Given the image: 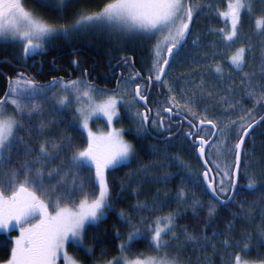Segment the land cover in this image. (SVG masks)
Here are the masks:
<instances>
[{"label":"trees","instance_id":"16d2710c","mask_svg":"<svg viewBox=\"0 0 264 264\" xmlns=\"http://www.w3.org/2000/svg\"><path fill=\"white\" fill-rule=\"evenodd\" d=\"M22 2L26 9L34 10L49 23L60 25L73 22L81 9L86 8L90 12L99 11L108 0H69L62 10H59V6L51 0V7H42L38 0H22ZM191 2L200 5V11L194 16L190 34L178 49L180 55L171 63L165 77L170 84H173L174 92L170 93L166 87L158 86L155 82L148 91L147 106L152 109L148 128L152 135L138 133L140 120L132 113L127 115L122 109L119 117L114 121L116 126L123 128L124 137L133 145L134 155L125 164L106 173L111 190L109 200L111 207L106 209V215L99 222L89 224L83 235V249L91 248L94 250L93 253L88 255L83 249L71 244L67 247L69 253L80 264L100 263L101 250L107 253L105 260L114 257L119 252V244L126 240V235L133 230L134 225L140 226L142 218L147 223L169 213L175 214L174 231L185 249H188L189 264H228L230 259L241 253L246 243L251 247L247 254L241 253L243 259L264 260V121L251 131L244 142L243 151L247 154L242 155L241 158L238 188L234 199L227 204H219L205 188L192 183V179L197 176L202 180L204 167L197 157L196 148L184 136V133L190 130L188 124L183 122L181 127L179 124H171L167 115L161 113L165 119V127L170 125V131L152 126V119L159 121L156 110L166 106L170 96L175 95L183 104L182 89L185 97L192 96L194 91L196 93L193 97L192 109L197 115L188 116L189 119L196 121L206 117L218 122L220 128H224L230 121H236L228 131L216 137L214 141L216 144L227 137L228 145L230 147L235 145L239 139L238 130L241 123L256 120L264 113L263 99H261L264 95V35L255 31V17L250 18L246 13L242 15L238 38L230 46H225L222 37L216 31L225 27L224 20L217 15V12L226 9L228 0H191ZM261 8H264V4L257 0L254 13L258 15ZM61 16L62 19L59 18ZM197 38H199L198 43L193 44V40ZM112 45V42H103L95 37L82 35L80 32H73L67 36H54L45 44L42 51L33 55L35 58L43 57L47 74L44 77L35 75L34 79L41 85H47L49 79L57 74L69 76L70 72L72 76L68 78L69 80L83 79L82 72L89 67L91 70L99 71L101 77L108 81L106 84L108 87H114V81H109L110 77L106 72V68L110 67L116 71L114 77H118V72L122 74L118 80L119 87L114 90L95 88L102 90V97L112 93L122 95L131 101L136 85L146 81L139 78L128 82L127 78L135 72L148 77V70L152 66L153 45L149 44L151 48L148 47L149 45L142 48L137 43H130L122 51H115ZM242 46L248 47L249 51L246 53L242 69L236 70L227 63V60L237 49L236 47ZM17 53L12 45L0 43V96L7 91L10 78H16L19 72L24 74L18 65L22 62L28 63V58L25 57V60L21 61ZM217 65L221 66V73L213 71ZM245 73L250 75V84L242 83ZM24 77L27 76L24 74ZM43 82L46 84H42ZM201 85L202 90L198 88ZM250 88L255 91V95L251 97L247 95ZM147 90L144 89L145 95ZM63 94L59 85L48 93L54 99L42 105L41 111L32 116L33 133L29 135L24 131L19 132L24 143L31 148V155L25 157L24 149L21 147L18 153L13 154L12 164L5 167V172L11 167H19L25 159L35 161L39 155L40 144L47 142L48 151L57 157L43 162L44 182L48 184V172L51 169L61 164L66 166V160L73 151L82 150L87 146L86 136L76 127V120L73 126H69V122L73 121V110L70 107L56 115L50 114L51 105L55 104ZM229 104H234L235 107L226 111ZM133 105L142 112L143 107L138 101ZM249 110H252L251 117H248ZM181 115L185 116L187 113L182 109ZM241 117H245L246 120L241 121ZM41 120L45 122L42 130ZM200 135L211 136L212 130L210 127L206 128ZM66 136L73 137L74 147L71 150L65 148L57 152L52 145L65 143ZM169 136H171L170 140ZM234 155V152L227 155L226 150L217 154L215 148L211 149L208 164L212 168L214 177L217 169L213 162L224 167L226 163L234 161ZM175 157L183 161V164L174 159ZM32 167L41 168V165L34 162ZM87 174V168L80 172L81 176ZM23 178L21 174L19 180L22 181ZM58 179L59 177H53L50 182L56 184ZM250 179H254L257 184L255 191H247L243 187ZM181 188L187 193L185 201L178 198ZM63 190L58 188L56 192ZM86 190L98 191L91 187ZM193 194L194 198L201 202L195 212L192 208ZM52 199L54 200L55 196ZM80 199H83L82 194L78 193L74 196L76 203H79ZM142 204H146L147 208L142 210L138 207ZM213 204L216 206L215 214L210 217L208 208ZM69 206H71L70 202ZM121 212L125 213L130 223H125L121 219ZM14 233L16 232L0 233V263L10 257L11 234ZM186 233L195 235L197 240L185 243ZM150 235L149 233V239ZM205 237L207 240H204ZM248 237L250 239H247ZM149 239L132 241L131 247L126 249L128 256L154 253L149 249ZM225 240L228 241V246L224 245ZM201 242L206 246L200 247Z\"/></svg>","mask_w":264,"mask_h":264},{"label":"snow or ice","instance_id":"6c2138e0","mask_svg":"<svg viewBox=\"0 0 264 264\" xmlns=\"http://www.w3.org/2000/svg\"><path fill=\"white\" fill-rule=\"evenodd\" d=\"M38 2L42 7L52 6L50 0H38ZM68 2L69 0H57L59 10H62ZM256 3L257 0H228L226 10L217 12V15L223 18L225 27L216 31L222 37L225 46H230L238 38L242 15L245 13L250 18L255 17V31L264 35V8H261L260 13L256 15L254 13ZM260 3L264 4V0H260ZM199 11L200 5L192 3L191 0H108L99 11L90 12L84 8L77 13V18L73 22L55 25L37 15L34 10L26 9L22 0H0V42L22 43L23 55L28 57L42 51L52 37L67 36L86 28H108L113 33L141 35L146 38L157 36L152 49V66L148 70L147 80L143 84L136 85L133 98L128 102L129 106L137 101L143 102L146 106L144 89H150L154 82L158 86L166 87L170 93L174 92L173 84H170L165 77L171 63L180 55L178 49L190 34L191 23ZM59 18L62 19V16ZM198 40L199 38L193 40V44H197ZM248 51L249 48L245 46L237 48L228 58L227 63L236 70L242 69ZM213 71L221 73L222 68L217 65ZM139 78H141L140 73L135 72L130 74L127 80L131 82ZM242 83H251L249 74L245 73ZM57 85L64 95L51 105L50 114L56 115L73 103L77 104L73 121L69 122V126H73V122L79 120L76 127L87 132V146L82 150L73 151L66 160V166L61 164L51 169L48 172V184L44 182L43 162L57 157L48 151L47 142L40 144L39 155L35 161L25 159L19 167H11L5 172V167L12 164L13 154L18 153L21 147L24 149L25 157L31 155V148L24 143L19 132L24 131L29 135L33 133L32 116L41 111L42 105L54 99L48 93ZM198 88L202 90V85ZM101 92L102 90L96 89L89 81L83 79L65 81L63 78H53L47 85H41L32 78L24 77L23 73L17 74L14 79H9L7 91L0 96V233L7 234L18 229L19 235L12 240L11 254L5 264H57L58 259H63L64 264H77V261L65 251V246L71 244L83 249L86 227L99 222L106 215V209L111 207L109 204L111 190L106 173L129 161L134 155V147L124 140L123 129L112 127L113 119L119 116L117 106L124 102L123 99L113 94L98 100L97 97L101 96ZM183 93L184 89L181 90L183 104L172 95L167 99L166 106L156 110L159 121L152 119V126L170 131V125L165 127V119L161 113L166 114L170 119L172 116H181L183 109L187 115L182 117V122L187 123L190 129L184 133V136L191 140L192 146L196 148L205 166L203 179L197 176L192 179V183L206 188L219 204L231 202L238 188L241 158L242 155L247 154L243 151V144L254 127L264 121V117L259 121L253 119L251 122L241 123L238 130L239 139L235 145L230 147L227 137L216 144L214 143L216 137L228 131L236 121H230L224 128H220L218 122L206 117L196 121L189 119L188 116L197 115L192 109L193 97L196 93L194 91L192 96L188 97ZM247 95L249 97L255 95L254 89L250 88ZM261 99H264V95ZM238 103L239 101L236 102ZM9 106L11 111L8 110ZM233 107L234 104H229L226 111ZM151 112L152 109L146 107L144 112L134 114L140 120L138 133H148L147 124ZM251 114L252 110H249L248 117H251ZM99 118H106L109 131L97 135L89 128V121ZM245 120V117H241V121ZM44 127L45 122L41 120L40 129ZM209 127L212 135L201 136L200 133ZM168 139L170 140L171 136ZM64 140L65 143L53 144L52 147L57 152L65 148L71 150L74 147L73 137L66 136ZM213 148L216 149L217 154L225 150L227 155L235 153L234 161L226 163L224 167L213 162L217 169L215 177L211 175L212 168L207 167ZM174 159L179 161L178 157ZM34 162L40 164L41 168L34 169L32 167ZM179 162L183 164V161ZM85 168L88 169V174L81 176L80 172ZM21 174L24 177L22 181L19 180ZM53 177H59L56 184L50 182ZM88 187L98 191L89 192L86 190ZM243 187L247 191H255L257 184L254 179H250ZM58 188L64 190L56 192ZM78 193L83 195V199L76 203L74 196ZM53 196H55L54 200ZM178 198L181 201L187 199L185 189L179 190ZM200 204L201 202L196 200L193 194L194 212ZM138 207L143 210L147 205L142 204ZM50 208L53 211H49ZM215 208L214 204L209 206L210 217L215 214ZM120 217L125 223H130L124 212L120 213ZM175 219L174 213L158 216L147 223L142 218L140 226L134 225L133 230L128 233L127 240L118 246L121 255L105 260L107 253L101 250L100 264H180L177 257L169 258L167 252L160 251L171 247L170 240L177 238V233L174 231ZM169 233H171L169 239H164ZM137 239H149V249L156 255L144 256L140 253L135 259H129L124 254L125 249L130 248L131 242ZM196 240L195 235L186 233L185 243ZM204 240H207V237ZM223 243L228 246L227 240ZM199 246L206 245L201 242ZM250 247V244H244L241 253L247 254ZM83 251L91 255L94 250L88 248ZM241 253L230 259L228 264H257L256 261L243 259ZM259 264H264V260H260Z\"/></svg>","mask_w":264,"mask_h":264},{"label":"rangeland","instance_id":"374dc122","mask_svg":"<svg viewBox=\"0 0 264 264\" xmlns=\"http://www.w3.org/2000/svg\"><path fill=\"white\" fill-rule=\"evenodd\" d=\"M51 1H53V3L55 5H57V0H51ZM77 32H80V33H82V35H85V36L95 37L96 39L101 40L103 42H105V41L106 42H110V43L112 42L113 43L112 46H113V48H115V51H122L130 43H137L139 45V47L145 48L149 44L151 46L154 45L156 43V40H157V36H152L151 38H146V37L141 36V35H131V34H123V33H113L108 28H97V27H93V28H86V29H83V30H80V31H77ZM72 33H70V34H72ZM118 38H120V39H118ZM0 43H6V44L12 45V47H14V49L16 50V53L18 52L17 53V56L19 57V59L21 61H24L25 60V57L23 55V45H22V43H19V42H0ZM150 45L148 46L149 48H151ZM236 48H239V47H236ZM151 49H153V46H152ZM30 56H33V54L30 55ZM109 95H113V94L111 93ZM117 97L118 98H122L123 101H124L123 103L118 104V106H117L118 112H120V110L122 109L127 115H130L132 113L133 116H134L135 113L139 112L136 109V105H133L132 104L131 106H129V103L128 102L130 100L128 98H124L122 95H117ZM100 98H103L102 97V94H101V96L97 97L98 100ZM77 106L78 105L75 104V103H73L70 106V108L73 110V111L71 110L72 113H73V115L75 113V110H76V107ZM133 109H136V110H133ZM8 110L11 111V106H9ZM131 110H133V111H131ZM118 117H116V118L113 119L112 127L113 128H116V129H123L122 127H118V126H116L114 124V121ZM76 124L77 125L79 124V120L78 119L76 120ZM89 128L92 130L93 133H95L97 135H100L102 133H107L109 131V128L107 126L106 118H99V119H92V120H90L89 121ZM83 133L85 134L86 139H87V132H84L83 131ZM123 138H124L125 141L129 142L124 137V134H123ZM49 211H53V209L50 208ZM163 216H165V215H163ZM13 231H15L16 233L11 234L12 235L11 236L12 240L19 235V230L18 229L13 230ZM10 233H7V234H10ZM170 235H171V233H169L168 236H165L164 239H166V240L169 239V236ZM127 236H128V234L126 235V240H127ZM179 240H180V238L177 235V238L176 239L170 240L171 247H169L167 249H161L160 251H161V253L167 252L168 255H169V258H171L173 256L177 257L178 260H179V262H180V264H189V261L187 260V250L188 249L186 250L185 247H184V245ZM68 245L65 246V251L68 253L69 256H71L74 259V257L71 255V253H69V251L67 249ZM11 248H12V246H11ZM124 254L128 256L126 249H125V253ZM119 255H121L120 251L114 257L119 256ZM149 255H156V253L154 252L152 254H146L144 256H149ZM128 258L129 259H135L136 257H130V256H128ZM245 260L256 261L257 264H259V261L258 260H252V259H246V258H245ZM6 261L1 262L0 264H5ZM57 264H64L63 259H58L57 260ZM77 264H80V263L77 262ZM96 264H100V263H96Z\"/></svg>","mask_w":264,"mask_h":264},{"label":"flooded vegetation","instance_id":"af4514ba","mask_svg":"<svg viewBox=\"0 0 264 264\" xmlns=\"http://www.w3.org/2000/svg\"><path fill=\"white\" fill-rule=\"evenodd\" d=\"M18 66H19L20 69L23 70L24 74L27 77H29V78L32 77V79L35 78V75H37V76L41 75L43 77L45 75H47L45 73L46 63H45V60L43 59V57H41V58L33 57L32 59L29 60L28 63H23L22 62L21 65H18ZM131 66L133 67L132 64H131ZM114 71L115 70L113 68H110V67L106 68V72H107V74L110 77L109 81L110 82L114 81V84H115L114 87H108L106 85L108 83V81H105L101 77L99 71L97 69L96 70H91L89 67L87 69H84L83 72H82L83 80L89 81L94 87L106 88V89L114 90L115 88H117V82H118V80L120 79V77L122 75L121 72H118L119 73L118 77H114V74L116 73V71L115 72ZM19 73H21V72H19ZM71 76H72L71 72L69 73V76L63 75L62 73H60V74H57L55 77L50 78L49 81H51L53 78H56V79L63 78V80L67 81V80H69L68 78L71 77ZM73 80H75V79H73ZM42 84H46V82H43ZM169 121L171 122V124H174V125H178L179 124L180 127L183 124V123H180L179 117H177V116H172L169 119Z\"/></svg>","mask_w":264,"mask_h":264},{"label":"water","instance_id":"95a60500","mask_svg":"<svg viewBox=\"0 0 264 264\" xmlns=\"http://www.w3.org/2000/svg\"><path fill=\"white\" fill-rule=\"evenodd\" d=\"M129 58H130V57H129ZM3 61H6V60H3ZM140 77L142 78L141 75H140ZM145 80H147V77H145ZM146 97H147V96H146ZM140 103H141L142 107L144 108V110H143L142 112H144V111L146 110V107L148 108V106H147V105L145 106V105L143 104V102H140ZM262 103L264 104V99H263ZM179 117L181 118L180 123H182V117H183V116H179ZM261 117H264V113H263L259 118H257L256 120L259 121ZM260 123H261V122H260ZM260 123H258V124H260ZM258 124H257V125H258ZM257 125H256V126H257ZM256 126H255V127H256ZM255 127H254V128H255ZM147 128H148V124H147ZM148 132H149V128H148ZM149 134L152 135L150 132H149ZM241 134H242V133H241ZM190 141H191V140H190ZM243 146H244V144H243ZM197 147H198V145H197ZM196 154H197V157H198V159L200 160L201 164L203 165V167H204V171H205V166H204L203 161L199 158L197 152H196ZM234 159H235V155H234ZM207 167L210 168L209 164L207 165ZM204 171H203V172H204ZM203 172H202V173H203ZM211 175L214 177L213 173H211ZM201 177H202V175H201ZM202 179H203V177H202ZM206 191H207L208 194L212 197L211 193H210L207 189H206ZM212 198H213V197H212ZM213 199H214V198H213ZM227 203H229V202H227ZM227 203H225V204H227Z\"/></svg>","mask_w":264,"mask_h":264},{"label":"bare ground","instance_id":"6f19581e","mask_svg":"<svg viewBox=\"0 0 264 264\" xmlns=\"http://www.w3.org/2000/svg\"><path fill=\"white\" fill-rule=\"evenodd\" d=\"M80 11V10H79ZM77 13V12H76ZM249 32V31H248ZM118 39H120V38H118ZM192 66V65H191ZM196 67V66H195ZM197 68V67H196ZM195 70H197V69H195ZM199 70V69H198ZM186 72V71H185ZM230 80V79H229ZM46 112V111H45ZM37 115V114H36ZM36 118V117H35ZM57 129H59V128H57ZM65 131V130H64ZM37 134V133H36ZM51 138V137H50Z\"/></svg>","mask_w":264,"mask_h":264}]
</instances>
